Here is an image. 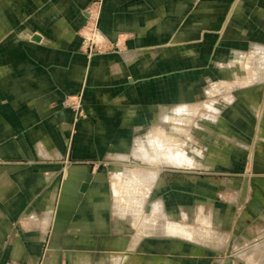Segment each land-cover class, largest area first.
<instances>
[{"label": "rangeland", "instance_id": "374dc122", "mask_svg": "<svg viewBox=\"0 0 264 264\" xmlns=\"http://www.w3.org/2000/svg\"><path fill=\"white\" fill-rule=\"evenodd\" d=\"M165 5L141 40L107 36L106 4L92 0L65 65L46 57L70 82L51 91L55 113L19 114L31 130L0 142V264H254L242 255L264 243V51L253 46H264V0ZM8 21L23 25L11 13ZM48 137L59 160L36 150ZM175 146L186 163L160 162ZM127 167L139 179L163 175L159 186L148 181V202L162 200L166 220L227 234L225 246L142 235L143 219L117 222L115 190L129 186L116 177Z\"/></svg>", "mask_w": 264, "mask_h": 264}, {"label": "crops", "instance_id": "0c3cea01", "mask_svg": "<svg viewBox=\"0 0 264 264\" xmlns=\"http://www.w3.org/2000/svg\"><path fill=\"white\" fill-rule=\"evenodd\" d=\"M91 1L0 0V120L4 126L0 131L2 136H0V142L10 136H17L21 130H31L24 125L20 126L21 123L16 119L19 114L40 115L52 114L57 111L52 105L54 99L51 100V91L56 89L64 91L66 89L64 84L69 83L70 78L63 68L57 69L46 57L51 54L50 57L54 56L61 65H65V62L70 58L68 50L78 39V30L87 17L86 8ZM166 1L104 0L107 10L102 16L103 32L113 38H118L123 34H136L138 39L142 40L163 21ZM26 3L31 5L29 11L23 9ZM9 13L15 19H19L21 24L29 17L31 23L25 25V22L14 28L8 21ZM253 46L264 49V46L259 47L256 44ZM174 50L177 54L182 53V49L178 46H175ZM137 56V53H127L125 58L128 62H133ZM56 85L58 88L54 89ZM43 97L44 102L40 101ZM104 100L107 98L104 97ZM36 105L37 107H35ZM54 120L51 121L55 124L60 122L57 119ZM61 128L62 130L68 129L65 124H62ZM35 140L38 152L42 153L44 157L52 156L50 159L47 158L48 160L62 158V153L51 137H48L46 142L41 138ZM14 144L21 147L22 140L17 138L14 140ZM147 153L143 149L141 154L147 158L150 152L147 151ZM135 155L137 154L135 153ZM167 155L165 154V156ZM115 156L123 160H129L130 157L127 154H115ZM167 158L169 155L161 159L160 162L167 163ZM69 172H75V168ZM69 172L66 171V175L69 176ZM159 182L158 186L163 183V179H160ZM113 185L115 186V183ZM115 195L117 196L116 190ZM116 202L117 200L115 204ZM197 208L204 210L203 206ZM113 209L115 211L116 207L114 206ZM163 209L165 210V208ZM194 213L197 216V209H194ZM180 226L182 230L183 226ZM167 235L163 234V236ZM225 244L226 241L223 246L218 247L223 248Z\"/></svg>", "mask_w": 264, "mask_h": 264}, {"label": "bare ground", "instance_id": "6f19581e", "mask_svg": "<svg viewBox=\"0 0 264 264\" xmlns=\"http://www.w3.org/2000/svg\"><path fill=\"white\" fill-rule=\"evenodd\" d=\"M256 51L261 52V51H264V49L257 48ZM263 62H264V58H263ZM176 110H181V109L176 108ZM175 149H177L176 146H175ZM180 152L181 150H179L178 148L177 151H173V152L169 151L167 153L168 155L172 156L173 159L171 160H173L174 162L176 161L178 164L183 165L184 163H186V161L184 160V155H182ZM145 153L148 154L147 151H145ZM188 163H190V161ZM122 172H123V169H122ZM148 174L146 177H142L141 179H139L134 176V173L125 169L123 175L122 173L117 175L116 177L117 185H123L124 182L127 181V184L129 186V188L125 187L126 189L124 191L126 192H121L120 194H117L116 196L117 202L115 204V207H116L115 215L117 218V222L120 223L123 220L128 219V220H131V224L135 226L136 222L139 219H143V221L141 222V226L139 224V226L141 227L140 232L142 235L143 234H156V233L165 234V235L167 234H171V235L177 234L178 235L179 234V235L187 236L190 239H195L199 242H205L208 244H212L214 246L224 245V237L226 236L221 232H218L214 229H208L205 233L200 231V235L192 234L190 231L186 233L185 231L186 227L183 226L181 230L180 225L166 220L167 214L163 211V207H164L163 203L160 200H158L157 202L153 204H149L148 202V192L150 188L149 180L156 178L158 179V182H159V180L160 179L162 180L164 177L160 173H154L150 175ZM146 182L148 183L146 184ZM144 186L148 187V191L145 189ZM126 196L127 198H125ZM157 217H159L160 219H158ZM117 230L122 231V227H118ZM199 238H205V239L203 241V239H199ZM242 256H244L245 258H247L250 262L254 264H264V243L260 245L258 244L253 245L252 248H249L246 250V252H243Z\"/></svg>", "mask_w": 264, "mask_h": 264}]
</instances>
